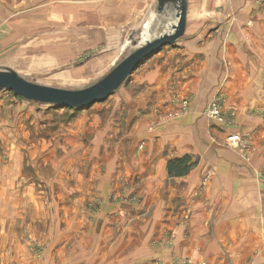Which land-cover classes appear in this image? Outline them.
Returning a JSON list of instances; mask_svg holds the SVG:
<instances>
[{"label":"rangeland","instance_id":"374dc122","mask_svg":"<svg viewBox=\"0 0 264 264\" xmlns=\"http://www.w3.org/2000/svg\"><path fill=\"white\" fill-rule=\"evenodd\" d=\"M155 4L0 0L11 28L0 68L85 88L164 29ZM187 4L184 37L102 102L69 109L0 91V264H264V70L248 75L247 104L214 91L236 34L264 62V0ZM196 170L227 178L230 195L204 206L203 230L153 185Z\"/></svg>","mask_w":264,"mask_h":264},{"label":"water","instance_id":"95a60500","mask_svg":"<svg viewBox=\"0 0 264 264\" xmlns=\"http://www.w3.org/2000/svg\"><path fill=\"white\" fill-rule=\"evenodd\" d=\"M156 16L167 15L168 21L157 36L145 38L127 56L115 64L99 80L80 89H66L39 84L20 75L16 70L0 68V91H12L23 99L69 109H85L110 97L127 82L131 73L165 45H175L184 37L187 0H156ZM173 18V19H172Z\"/></svg>","mask_w":264,"mask_h":264},{"label":"crops","instance_id":"0c3cea01","mask_svg":"<svg viewBox=\"0 0 264 264\" xmlns=\"http://www.w3.org/2000/svg\"><path fill=\"white\" fill-rule=\"evenodd\" d=\"M0 8L2 9V7ZM8 22L4 18L0 21V46H5V42L10 41L11 28ZM246 37H248V35L246 33H243L236 34L234 37L231 38L232 41L235 42H232L230 43L231 45H228V53L223 58L224 61L226 60L227 62H229L230 65L226 68V70L224 69V78L221 81L220 87L214 90L215 92L221 93V96L222 94L224 95L223 97L227 99V105H230V103L234 104V100H237L240 95L241 97H243L242 102L244 104H247L250 100L249 97H251L252 93H254L252 91V87L247 84H251L252 80V78H250L248 75H250L251 72L253 73L255 70H264V62L259 61L253 56L254 53L251 51L253 49L250 48V50H248L247 48H244V46L249 45V42L246 40ZM218 72H220V70ZM248 79L249 81L247 82ZM237 83H242L241 88L239 90L236 89ZM198 173L199 170H196L193 173L188 174L184 178H181L183 181H179V183H175L174 185H167L165 183L153 185H156L154 187H157L160 192H165L166 190L168 192L166 198L171 203H178L179 200L185 201L186 206H188L189 210L191 211V222H199L198 228L199 230H203L204 227L209 224L208 220L203 218L206 214L204 206L210 202L214 203L215 199H217V202H224L227 197L230 198V195H227V178L226 180H220V182H217L207 180L209 177H206L204 182H201ZM180 189L181 192L179 193ZM143 200H145V202L143 203V207H145V205L149 203L150 205L152 203H155L154 201L150 200L149 197ZM170 202L165 204L167 207L166 209H168V206H170ZM197 204L203 206L201 210H198ZM208 236H211L210 232H208ZM221 237L223 238V236ZM213 243L215 245L219 244L215 237L213 238ZM201 244L203 245L205 243L201 242ZM227 249L229 248L227 247ZM214 260L216 259L212 257V259L209 260L210 264H213Z\"/></svg>","mask_w":264,"mask_h":264}]
</instances>
